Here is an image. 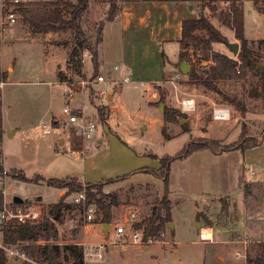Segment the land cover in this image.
I'll use <instances>...</instances> for the list:
<instances>
[{"label": "rangeland", "instance_id": "374dc122", "mask_svg": "<svg viewBox=\"0 0 264 264\" xmlns=\"http://www.w3.org/2000/svg\"><path fill=\"white\" fill-rule=\"evenodd\" d=\"M32 1L36 0L23 3ZM137 1V10H126L127 17H134L131 24L125 25L124 20L119 24L105 23L99 49L102 62L96 72L88 51L81 54L79 64L71 61L74 40L71 32L35 35L18 10L15 24H3L4 15L13 6H4L0 0V82L5 83L0 89V172L9 175L12 195L22 197L42 213H47L64 193L48 184L50 178L78 176L88 180L80 179L83 187H87L89 183L122 177L103 188L105 193L117 192L121 201L112 208L113 219L106 237L104 230L101 236L96 235L92 225L86 229L84 210L79 206L70 204L73 209L57 222L60 242H87L86 264H247L243 255L236 254L238 249L244 251L240 243L220 242V236L215 243L200 241L197 214L201 211L208 217L206 223L214 224L226 239L244 236L253 239L246 248L248 253L253 254L256 242L264 240V97L245 96L246 115L229 105L231 118L219 122L213 119V106L223 103L216 93L188 83L187 74H183L180 90L176 92L170 80L181 72V63L187 62L191 69L200 66L204 51L196 52L189 47L188 56L181 61L180 44L168 42L164 44L166 51L156 52V6L147 8L148 0ZM214 1L211 7L215 12L205 6L204 13L223 26L221 15L229 1ZM109 2L90 0L91 7L83 17L85 35L93 42L100 21L110 8ZM115 5L116 10L122 9L124 0H115ZM186 5L197 16L203 4L190 1ZM244 13L245 36L257 38L252 48L264 62L257 45V40L264 38V13L257 11L253 1L245 2ZM222 29L227 38L233 35L230 26ZM228 40L240 43L237 38ZM213 48L234 57L225 42L214 43ZM210 63L211 60L204 61L203 65ZM60 72H65L68 80L59 81ZM98 75H103L106 82H96ZM125 76L131 81L123 82ZM257 79V75L249 72L245 79L226 81L223 87L242 97ZM111 86L112 97L100 98L98 89L110 90ZM70 88L76 89L73 107L81 106L76 113L96 123L91 138L85 139L77 125L65 122L68 121L63 111L65 92ZM161 92H165L166 103L176 108H180L179 99L183 97L191 95L197 99V109L188 113L187 123L167 124L169 138L161 130L164 125ZM44 124L54 126L55 131L50 127L52 134L45 133ZM186 124L188 132L183 129ZM142 125H149V129L141 128ZM243 130V140L257 139L261 143L228 152L240 142ZM191 141H205L210 149L172 164L169 186L170 191L172 185L175 187L170 196L176 231L168 226L161 236L143 244L111 233L114 225L125 221L131 209L136 210L139 221L150 214L155 199L164 193L162 179L155 176L160 158L177 154ZM244 165L246 180L238 186L234 169L242 170ZM136 169L129 179L123 178ZM91 190L97 191L94 187ZM224 205L228 208L226 214L222 212ZM25 243H14L12 248L23 249ZM111 249H116L117 263L108 262ZM98 252L103 254L102 258L94 254ZM63 262L73 264L74 259L67 257ZM7 264L38 263L9 256Z\"/></svg>", "mask_w": 264, "mask_h": 264}, {"label": "trees", "instance_id": "16d2710c", "mask_svg": "<svg viewBox=\"0 0 264 264\" xmlns=\"http://www.w3.org/2000/svg\"><path fill=\"white\" fill-rule=\"evenodd\" d=\"M157 2H198L202 9L194 18H187L182 23V34L179 39L181 61L186 59L187 48H193L196 52L200 49L204 51L200 66H192L187 76V82L199 85L205 90L214 92L220 97V101L225 105H232L240 110L244 115L247 113L245 96L258 98L264 97V62L260 60V54L253 50L254 40H249L245 36L244 10L242 3L244 0H229V5L222 12L221 21L223 25L230 26L235 33V37L240 40V51L236 59L226 53L216 51L214 43L225 42L228 38L204 13L206 0H149ZM253 1L256 9L264 13V0ZM110 8L104 20L100 21L98 35L93 42L85 35L82 27L83 17L89 11L90 0H36L28 3L19 4L15 10L19 12L22 19L28 23L31 32L35 35L46 34L49 32H71L73 34L72 49L70 59L79 64L81 54L84 51L91 53L94 69L100 67L99 45L103 40L105 23L112 21L122 9L116 10L115 0H110ZM211 7V3L208 4ZM217 11V9H216ZM197 31H202L199 34ZM258 47L262 50L264 58V38L257 40ZM211 60L209 65H203L204 61ZM249 72L257 75L258 79L250 83L246 94L240 97L233 94L223 87V83L230 80L245 79ZM60 80H68L65 72L59 73ZM161 101L164 103L162 133L166 138L167 124L177 122L179 118H187L188 113L176 108L165 101V92H161ZM185 132L189 131L188 125H184ZM245 130L240 135V142L233 144L228 151L259 145L261 140H243ZM210 149V145L205 142L191 141L187 143L177 154L165 155L160 158V167L156 170L155 176L161 178L164 184L162 197L156 198L151 208L150 214L141 221L133 224L134 228H144L145 238H155L161 236L169 223L172 221V202L170 199V175L172 164L175 160L186 159L196 151ZM27 180L26 176H21ZM125 178V176H123ZM122 177L108 179L105 181L87 184L88 202L94 203L97 208V217L104 223H111L113 219L112 208L118 206L121 201L117 192H104V186L120 180ZM48 184L64 191L60 199L51 205L47 213L43 212L39 219L27 223H11L6 226L5 240L10 243H24L25 253L38 264H64L63 259L67 258L68 253L80 257L74 264H85L83 260V249L77 243H62L57 228V222H61L64 214L73 209L67 198L83 189V183L77 177L50 178ZM93 187L97 190L92 191ZM251 194V190L248 189ZM26 207H32L30 202L24 200L22 203ZM222 212L228 213L226 205ZM198 220L207 218L202 212L198 213ZM97 219V218H96ZM99 219V218H98ZM98 221V220H96ZM255 245V244H254ZM8 254L0 249V264H7ZM247 264H264V240L256 242L254 253L247 251Z\"/></svg>", "mask_w": 264, "mask_h": 264}, {"label": "built area", "instance_id": "2783aa9c", "mask_svg": "<svg viewBox=\"0 0 264 264\" xmlns=\"http://www.w3.org/2000/svg\"><path fill=\"white\" fill-rule=\"evenodd\" d=\"M29 0H2L4 6L10 5L13 6L10 12L6 13L3 17V24L13 25L17 22L18 13L15 10V6L20 3L27 2ZM238 56V55H237ZM237 56L234 58L239 59ZM117 68V66L115 67ZM183 77L182 72H177L174 74L173 78L170 80V83L173 85L175 91L180 90V81ZM123 82L131 81V78L125 76L122 79ZM85 82V81H84ZM96 82H106L103 75H98ZM5 83L0 82V89ZM74 90L69 89L65 92V100L63 111L68 115V122L73 125L78 126L80 134L85 138H91L96 129V123L92 120H88L85 117H81L76 113L75 107H73L72 102L74 101ZM180 109L184 112L191 113L197 109V99L194 96H187L179 99ZM231 107L225 104L214 103L213 106V119L215 121L223 122L228 121L231 118ZM43 131L45 133H51V128L44 124ZM9 175L6 171L0 172V249L5 251L8 256H17L22 258L24 261H33L21 248H12L14 243L7 242L5 240V230L6 226L11 223H27L33 220L40 218L42 211L34 206L26 207L22 203L16 202L14 200V195L11 194V185L9 181ZM69 204L73 206L82 207L84 210V217L86 221V226L96 223L98 208L94 203L88 202L87 196V187H83L80 192H76L69 196L67 200ZM139 218L137 217V212L135 209L129 210L125 221L113 226V233L116 236L124 237L128 236L132 243L143 244L146 242H152V238H145L144 228H134L133 224L138 222ZM213 227H203L200 230V241L207 242L212 240ZM16 244V243H15ZM99 258L103 257L101 252L94 253ZM237 256L243 255L247 259V252L236 251ZM96 260V259H94ZM86 264V262H85Z\"/></svg>", "mask_w": 264, "mask_h": 264}, {"label": "crops", "instance_id": "0c3cea01", "mask_svg": "<svg viewBox=\"0 0 264 264\" xmlns=\"http://www.w3.org/2000/svg\"><path fill=\"white\" fill-rule=\"evenodd\" d=\"M145 1L146 0H144V3H145ZM246 1H249V0H244L243 1V3H242L243 10H244V5H245V2ZM208 2H210V1H208V0L205 1L206 7H208L210 9V6L208 5L209 4ZM214 2L215 1L212 0L211 4L214 3ZM138 4H139V2L137 0H124V7L122 8L121 12L116 16V18L113 19L111 22H115V23L119 24L122 20H124L123 23L125 25L131 24V20H133L134 17H127V12L128 11H126V10L127 9L128 10L129 9L137 10V5ZM146 5H147V8H152L153 6H156V32H157V35H156V52H159V53H160V50H163V52L166 51L164 49V44L165 43H168V42H177V43H179V39H180L181 34H182V23H183V21L185 19L197 17L195 13H193L192 11H190V7H188V9H186L187 8L186 7L187 6L186 5V2H157V1L155 2V1H149L148 0V2H146ZM254 6H255V4H254ZM90 7H91V3H90ZM255 8H256V6H255ZM214 12H215V8H211V13H214ZM260 13H262V12H260ZM102 20H104V19H102ZM213 23L223 32V29L222 28L225 25L218 26V24H216V22H213ZM244 25H245V13H244ZM104 28H105V26H104ZM54 33H57L58 34L59 32H54ZM62 33H64V32H62ZM223 34H224V32H223ZM103 35H104V31H103ZM228 38H230V40L236 39L234 31H233V35L231 37H228ZM254 39H257V38H253V39H249V40H254ZM102 42H103V40H102ZM100 45H99V49H100ZM99 57H100V51H99ZM99 60L102 62L101 57L99 58ZM59 81L64 82V81L60 80V78H59ZM100 83L101 82H99V84ZM112 89H113L112 86H111V89L110 90L100 87V89H98V93L97 94H99L100 98H102L103 95H106V97L108 99H110L112 97V92H111ZM115 105H116L115 107H117V104H115ZM80 108H81V106H76L75 107L76 110H79ZM112 111H114V109ZM65 122L68 123V121L66 119H65ZM68 124L69 125H73L70 122ZM50 127L53 128V130L55 131L56 128H54V126H50ZM141 128H143V129H145V128L146 129H149V125H147V127L145 125H142ZM50 134H52V132ZM60 142L63 143L64 140L61 139ZM204 150H206V149H202L200 151H196L193 154H195V153L204 154L202 152ZM237 150H240V149H237ZM232 151L234 152V150H231V151H228V152H232ZM192 155H190V156H192ZM186 160H187V158H186ZM148 166H151V165H148ZM152 166L155 167L156 165L152 164ZM141 167H138V168H141ZM137 169L134 170V171H132V172H130V173H127L125 175V178L124 179H129L131 175L136 174ZM234 171H236V177H235L236 181L235 182H236V185L239 186L242 182H244V180H246L245 179L246 178V175H245L246 174V165L243 166V169L242 170L241 169H234ZM66 177H78V176H66ZM59 178H62V177H59ZM78 178L79 179H84L85 181H88L85 178H80V177H78ZM259 182L261 183L262 181H259ZM174 189H175V187H174ZM174 189H173V185H172L171 193L174 191ZM62 192H60V195L62 194ZM250 195H252V193ZM14 196H18V195H14ZM170 199H171L172 207H173L172 195L170 196ZM199 212H201V211H199ZM172 213H173V211H172ZM197 217H198V214H197ZM97 220L98 221H96V223L92 224V226L95 227L94 229H95L96 235L101 236L102 230H104L102 227H104L105 223L100 220V217L99 216L97 217ZM208 221H209V218L208 217L207 218H202L201 220H199L198 225H197V230H198L199 236H200V230H201V228L208 227V226H212L213 227L212 240L211 241H207L205 243H215V242L218 241L217 240V237L220 236L221 237L220 242H223V243L224 242H228V243H240L243 246L244 251H247L246 248H248V243H250V241H253V239H249L247 236H244V238H240V239H236L234 237H233V239H226L225 236L224 235L222 236V234L216 229V227H215L214 224L206 223ZM89 226H91V225H89ZM110 226H111V223H110ZM85 227L87 229L88 226L85 225ZM225 227H227V226H225ZM172 230L176 231V225L175 224H174V229H172ZM111 233H113V231H111ZM103 235H105V237L107 236L106 233L103 234ZM199 240H200V238H199ZM74 243L79 244V247H81L83 249V260H86V258H85V247H84V245H87V242H84V243L83 242L82 243L81 242H74ZM115 251H116V249H111L109 251V253L111 254V257L110 256L109 257L107 256V259H108V262L109 263L110 262L111 263L112 262L117 263L115 261V258H114ZM86 255L88 256V253H86ZM67 257L73 258L74 259V263H75V261H79L80 260V257L73 256L71 253H68ZM63 261H64V259H63Z\"/></svg>", "mask_w": 264, "mask_h": 264}, {"label": "water", "instance_id": "95a60500", "mask_svg": "<svg viewBox=\"0 0 264 264\" xmlns=\"http://www.w3.org/2000/svg\"><path fill=\"white\" fill-rule=\"evenodd\" d=\"M225 43L227 44V46L229 47V49L231 50V52L233 53L234 56H237L239 54V51H240V43L239 42L227 40V41H225ZM190 69H191V66L187 62L183 61L181 63L180 70L183 74H188ZM189 120H190V118H179V124L183 125V124L187 123ZM14 200L16 202H19V203L24 202V199L19 197V196H14ZM168 226L171 229H174V224L172 221L169 223ZM109 227H110V223H105L103 229H104V232L106 234L109 233V231H108Z\"/></svg>", "mask_w": 264, "mask_h": 264}]
</instances>
